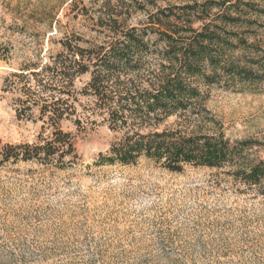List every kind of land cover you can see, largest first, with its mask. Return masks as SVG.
Instances as JSON below:
<instances>
[{
	"label": "rangeland",
	"instance_id": "374dc122",
	"mask_svg": "<svg viewBox=\"0 0 264 264\" xmlns=\"http://www.w3.org/2000/svg\"><path fill=\"white\" fill-rule=\"evenodd\" d=\"M104 1L0 0V144L39 142L43 125L37 109L30 120L18 117V93L7 77L30 61L49 60L66 35L99 42ZM192 1L205 0L158 5ZM243 1L264 9V0ZM124 2L130 7L135 0ZM130 9V23L148 21L147 12ZM44 13L59 21L49 26ZM248 14L257 21L247 30L249 45L227 52V60L260 79L241 81L221 71L218 82L203 87L216 124L186 112L159 127L221 129L231 143H256L240 166L264 160V14ZM156 46L147 54L151 69L158 63ZM90 79V73L80 76L77 90ZM78 97L82 124L62 122L75 141L72 155L62 162L0 164V264H264V180L247 185L231 165H186L176 173L145 157L135 164H102L101 155L121 134L103 121L93 97Z\"/></svg>",
	"mask_w": 264,
	"mask_h": 264
},
{
	"label": "trees",
	"instance_id": "16d2710c",
	"mask_svg": "<svg viewBox=\"0 0 264 264\" xmlns=\"http://www.w3.org/2000/svg\"><path fill=\"white\" fill-rule=\"evenodd\" d=\"M158 2L135 0L128 7L124 0H105L96 23L99 33H105L99 42L66 35L60 40L62 49L49 60L30 61L7 77V86L18 93V117L30 120L37 109L43 125L39 142L0 144V164L62 162L72 155L75 141L62 122L82 124L77 115L81 94L93 97L103 121L121 134L110 152L101 155L102 164H135L145 157L176 173L186 165H231L245 184H261L264 160L237 164L256 143H231L221 129L184 132L159 127L167 118L186 112L216 124L208 116L203 87L218 82L221 71L241 81L260 79L253 71L228 62L227 52L249 45L247 30L257 21L248 13L261 15L264 9H252L253 3L243 0L192 1L173 8ZM130 8L147 12L148 21L130 23ZM54 21H59L55 15L47 16L49 26ZM198 22L201 25L195 27ZM153 45H157L158 63L151 69L147 54ZM87 73L91 79L78 91L76 81Z\"/></svg>",
	"mask_w": 264,
	"mask_h": 264
}]
</instances>
